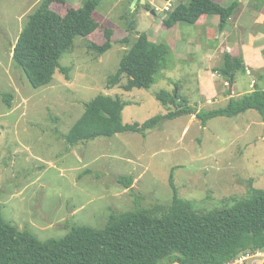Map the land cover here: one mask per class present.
<instances>
[{"label": "rangeland", "instance_id": "rangeland-1", "mask_svg": "<svg viewBox=\"0 0 264 264\" xmlns=\"http://www.w3.org/2000/svg\"><path fill=\"white\" fill-rule=\"evenodd\" d=\"M39 1L0 0V202L6 221L47 240L65 236L74 225L102 228L113 211L168 205L175 189L200 211H210L234 205L248 194L251 181L264 188V120L256 109L214 117L204 124L192 112L171 116L177 107L164 105L157 97L161 90L180 89L197 110L223 107L231 92L224 80L216 87L220 95L207 103L197 90L198 82L173 68L172 57L170 67L157 73L149 89L125 91L126 76L121 84L107 88L129 48L121 40L130 36L135 41L142 32L156 40L157 26L169 12L165 6L171 1L175 7L179 0H150V9L139 0L130 12L134 0H101L95 14L101 28L93 33L92 41L105 43V28H109L112 46L98 55L88 48L89 37L77 36L73 48L60 58L69 73L58 70L50 84L34 87L14 62L13 49ZM67 1L55 2L53 8L65 13L84 0ZM133 23L135 29L130 30ZM184 26L194 47L187 65H203L198 45L205 51L217 46L220 26L210 21ZM261 28V24L249 25L233 40L248 38ZM261 73L259 77L257 72L239 71L233 97L247 93L254 78L258 79L256 87L264 89ZM10 94L12 105L7 100ZM100 94L129 102L122 112L125 123H142L156 115L163 118L145 134L126 131L69 143L64 135L83 115L85 104ZM121 176H133L131 187L119 181ZM263 262L264 254L251 252L231 264Z\"/></svg>", "mask_w": 264, "mask_h": 264}, {"label": "trees", "instance_id": "trees-1", "mask_svg": "<svg viewBox=\"0 0 264 264\" xmlns=\"http://www.w3.org/2000/svg\"><path fill=\"white\" fill-rule=\"evenodd\" d=\"M241 1L233 0L223 6L216 0H179L163 23L167 27L195 24L203 14H216L221 18L222 29ZM55 2L68 1L40 0L13 49L14 62L34 87L50 84L58 70L68 74L70 68L61 64V56L73 48L77 36L88 37L101 28L95 18L101 0H84L81 6H71L65 13L53 8ZM146 7L150 9L151 4ZM129 29L134 30L135 24ZM112 31L105 28L108 40L103 44L88 39V48L102 55L112 46ZM121 42L129 48L118 70L109 77L107 88L121 84L126 76L127 82L122 84L125 91L149 89L157 73L170 67L173 51L167 42L152 41L145 32L139 33L135 41L127 36ZM215 70L229 86H233L239 71L248 72L243 56L230 53L224 54L223 63ZM12 97L8 96L9 105ZM157 97L164 105L177 107L171 116L192 112L204 124L211 118L236 116L249 109H256L264 120V89L258 87L211 110L191 106L180 89L161 90ZM128 104L120 97L100 94L85 104V112L64 136L69 143L76 144L126 131L145 134L163 118L156 115L142 123H125L122 112ZM119 181L129 188L134 178L121 176ZM251 252L264 253V188L254 186L253 181L248 194L232 206L200 211L194 201L175 189L168 205H137L132 210L113 211L102 228L74 225L65 236L47 240L6 221L0 202V264H231Z\"/></svg>", "mask_w": 264, "mask_h": 264}, {"label": "crops", "instance_id": "crops-1", "mask_svg": "<svg viewBox=\"0 0 264 264\" xmlns=\"http://www.w3.org/2000/svg\"><path fill=\"white\" fill-rule=\"evenodd\" d=\"M216 1L223 6H227L225 5L227 0ZM74 6L79 7L80 5ZM208 21L219 26L221 18L216 14H203L200 19L192 25L200 26L204 25ZM184 24L185 23H177L173 27H167L162 22L157 26L159 32L157 33L156 38L160 40L163 37L161 41H165L170 45L175 61L173 68L182 72L183 75L187 76V78L188 76H191L193 81L198 82L199 89L197 88V90H200V92L204 95L207 103H213L215 101V96L218 97L220 95L221 92L219 90L218 93L216 87H218L221 80H224L225 86H228L229 84L226 79L215 70V68L221 66V63L218 60H223L225 53H230L233 56L242 55L247 66L248 73L251 74L253 72H257L259 77L263 76L261 72L264 71V0H242L241 5L229 18L225 27L222 29L219 28V34L215 36L217 39V46L214 48L209 47L205 51L201 44L198 45L197 54L202 55L201 62L203 65H200L199 62L196 66L194 63L193 65H187V63H189L188 58L193 53L191 51L194 47L188 38V34H185L184 28L187 29V27L184 26ZM256 24H261L262 28L252 31L248 38L242 37L241 39L238 35L239 37H237L236 40H233V35L236 33L240 34L243 28H246L249 25L256 26ZM92 36L93 34L88 36L90 40L93 39ZM154 36L155 35H153V37ZM157 39L154 41L161 42L157 41ZM201 41L202 38L199 39V42ZM184 64L186 67H184ZM253 80L255 82L251 84V89L247 92L252 91L256 87L258 79L254 78ZM215 84H217V86H215ZM186 85L189 87V84L186 83ZM184 89L189 90L187 88ZM233 96L232 91V93L230 92V95L225 96V98L230 100Z\"/></svg>", "mask_w": 264, "mask_h": 264}, {"label": "water", "instance_id": "water-1", "mask_svg": "<svg viewBox=\"0 0 264 264\" xmlns=\"http://www.w3.org/2000/svg\"><path fill=\"white\" fill-rule=\"evenodd\" d=\"M138 1H139V0H134V2L132 3V8L129 10V12L132 11L133 8L136 7V4H137ZM141 1H142L143 3H146V4H149V3H150V0H141ZM153 13H155V10H153ZM230 88H231V93H232V91H233V89H232V85L230 86Z\"/></svg>", "mask_w": 264, "mask_h": 264}, {"label": "built area", "instance_id": "built-area-1", "mask_svg": "<svg viewBox=\"0 0 264 264\" xmlns=\"http://www.w3.org/2000/svg\"><path fill=\"white\" fill-rule=\"evenodd\" d=\"M173 5H174V4H173L171 1L168 2V4L165 6V10H166V11L171 10V8L173 7ZM254 82H255V81L253 80V83H254ZM257 254H258V255H261V254H264V253H262V252H257ZM244 258H246V256H244L243 259H244ZM241 259H242V258H241Z\"/></svg>", "mask_w": 264, "mask_h": 264}]
</instances>
